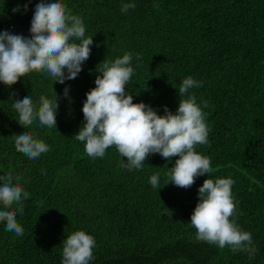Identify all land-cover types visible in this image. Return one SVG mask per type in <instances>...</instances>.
I'll use <instances>...</instances> for the list:
<instances>
[{"label":"trees","instance_id":"16d2710c","mask_svg":"<svg viewBox=\"0 0 264 264\" xmlns=\"http://www.w3.org/2000/svg\"><path fill=\"white\" fill-rule=\"evenodd\" d=\"M60 2L83 20L91 53L78 76L63 84L35 71L11 87L0 81V177L12 172L13 183L27 193L23 214L11 206L23 235L0 221V264H62L63 242L77 231L95 240L89 264H264V0ZM126 3L136 6L125 13ZM28 4L0 0V26L21 21ZM125 53L132 54L133 68L126 94L158 115L166 114L165 106L177 113L183 79L202 83L187 95L195 94L204 113L207 143L195 151L210 160L212 172L196 177L190 188L167 176L178 156L150 154L142 168L129 170L121 167L127 158L115 146L92 158L85 142L75 139L102 62ZM27 95L37 108L41 96L58 98L57 127L18 123L12 105ZM24 131L49 151L34 160L18 152L12 137ZM153 175L157 188L150 184ZM208 178L234 181L230 220L251 233L254 256L196 240L191 215Z\"/></svg>","mask_w":264,"mask_h":264},{"label":"clouds","instance_id":"9594fccd","mask_svg":"<svg viewBox=\"0 0 264 264\" xmlns=\"http://www.w3.org/2000/svg\"><path fill=\"white\" fill-rule=\"evenodd\" d=\"M135 6L134 3L123 4L121 11L126 13ZM24 7L27 10V5ZM16 11H19L18 7L13 9ZM18 23L0 27L10 28ZM92 44V37L85 38L83 20L68 12L60 0L41 2L37 4L33 18L30 17L26 34L0 33V81L11 87L21 77L35 71L63 84L66 79H75L82 71ZM131 60L132 54L125 53L114 62H102L103 67L99 69L102 75L97 76L96 87L87 93L83 105L86 123L75 139L85 142V152L92 158H102L106 149L115 146L119 154L127 158V163L121 167L129 170L142 168L150 154L159 153L167 160L178 156L167 176L176 186L190 188L196 177L212 172L210 160L195 151L197 144L207 143L204 113L195 94L187 95L190 89L201 87L202 83L192 77L183 79L178 88L181 98L177 113L173 114L165 106L166 114L161 116L151 106L133 103V96L126 94L125 86L133 74ZM64 94L68 95L67 88ZM12 107L18 113V123L25 128L35 120L41 126L57 127L58 98L49 100L41 96L37 108L27 95L16 100ZM204 107H208L207 102ZM12 138L16 150L29 159L34 160L49 151L47 144L34 139L27 131ZM21 178L15 176L16 181ZM13 179L12 172L0 177L3 180L0 202L5 209L0 210V221H6L7 231L21 236L23 228L17 223L16 211L11 210V206L19 205L18 211L23 214V189L19 183H13ZM150 184L153 188L159 186L158 175L151 176ZM233 184L231 178L206 179L198 190L199 203L191 215V226L196 229V240L217 245L220 249L230 246L234 253L243 251L251 257L256 253L251 233L241 231L230 220L235 211L231 193ZM23 195L27 197V193ZM63 243L62 264H89L93 259L95 240L84 231L71 234Z\"/></svg>","mask_w":264,"mask_h":264},{"label":"water","instance_id":"95a60500","mask_svg":"<svg viewBox=\"0 0 264 264\" xmlns=\"http://www.w3.org/2000/svg\"><path fill=\"white\" fill-rule=\"evenodd\" d=\"M41 2L48 3V0H31L29 5L27 6V10H26L24 19L20 23H18L17 25L12 26L10 28L0 27V33L7 31L10 34H14V33L26 34L27 29H28V24L30 21V17L33 18L35 8H36L37 4H39Z\"/></svg>","mask_w":264,"mask_h":264}]
</instances>
